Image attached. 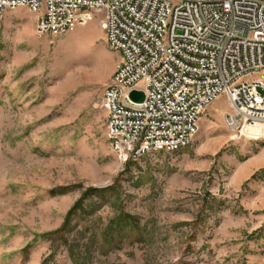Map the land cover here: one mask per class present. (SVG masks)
Masks as SVG:
<instances>
[{
  "label": "rangeland",
  "instance_id": "obj_1",
  "mask_svg": "<svg viewBox=\"0 0 264 264\" xmlns=\"http://www.w3.org/2000/svg\"><path fill=\"white\" fill-rule=\"evenodd\" d=\"M37 19H0V264H264V142L231 129L227 97L189 146L124 162L101 16L65 34Z\"/></svg>",
  "mask_w": 264,
  "mask_h": 264
},
{
  "label": "built area",
  "instance_id": "obj_2",
  "mask_svg": "<svg viewBox=\"0 0 264 264\" xmlns=\"http://www.w3.org/2000/svg\"><path fill=\"white\" fill-rule=\"evenodd\" d=\"M21 7L38 14L40 34L101 16L121 55L103 102L122 161L189 146L220 96L231 129L264 142V0H0V19ZM135 90L143 101L131 97Z\"/></svg>",
  "mask_w": 264,
  "mask_h": 264
},
{
  "label": "water",
  "instance_id": "obj_3",
  "mask_svg": "<svg viewBox=\"0 0 264 264\" xmlns=\"http://www.w3.org/2000/svg\"><path fill=\"white\" fill-rule=\"evenodd\" d=\"M131 97L135 100V101H143L145 99V94L142 91H133L131 93Z\"/></svg>",
  "mask_w": 264,
  "mask_h": 264
},
{
  "label": "bare ground",
  "instance_id": "obj_4",
  "mask_svg": "<svg viewBox=\"0 0 264 264\" xmlns=\"http://www.w3.org/2000/svg\"><path fill=\"white\" fill-rule=\"evenodd\" d=\"M253 130H254V129H253ZM246 135H247L246 137H249V136H250L248 133H246Z\"/></svg>",
  "mask_w": 264,
  "mask_h": 264
},
{
  "label": "trees",
  "instance_id": "obj_5",
  "mask_svg": "<svg viewBox=\"0 0 264 264\" xmlns=\"http://www.w3.org/2000/svg\"><path fill=\"white\" fill-rule=\"evenodd\" d=\"M75 210V209H74Z\"/></svg>",
  "mask_w": 264,
  "mask_h": 264
}]
</instances>
